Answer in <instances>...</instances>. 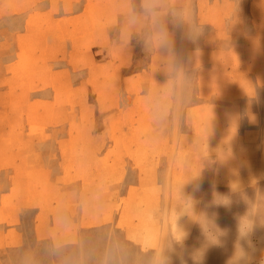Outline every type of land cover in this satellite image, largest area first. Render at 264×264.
<instances>
[{
    "label": "crops",
    "instance_id": "obj_1",
    "mask_svg": "<svg viewBox=\"0 0 264 264\" xmlns=\"http://www.w3.org/2000/svg\"><path fill=\"white\" fill-rule=\"evenodd\" d=\"M4 1L0 0V21L23 13L26 18L6 28L0 24V216L5 209L17 220L5 228L0 221V262L3 249H12L15 243L35 245L48 240L72 245L88 229L110 223L117 226L125 216H117L113 208L121 200L128 203L131 193L141 190L142 176L147 189L158 193L165 191L160 172L167 171L169 182L182 190L188 166L207 161L199 155L201 145L213 144L209 139L203 141L197 129L218 126L222 115H237L239 126L246 129L245 138L252 129L264 135V0H195L202 35L193 43L176 34V50L193 80L192 91L168 75V62L159 53L150 54L149 67L143 71V95L127 91L137 84V74H126L120 68L109 74L118 86H124L129 101L122 118L110 125L127 130L112 136L107 152H98L103 138H93L86 129L102 126L95 120V110L110 111L107 103L116 105L117 90L105 88L104 45L124 64L131 59L129 49L137 48L135 32L123 48L118 46L121 36H111L113 31L122 33L125 0H47L44 9L36 0H14V13L3 7ZM11 31L14 38L8 36ZM11 46L15 52L9 56ZM28 64L37 65L41 72L30 77L19 68L11 71L13 66ZM153 80L160 85L156 91L151 88ZM171 80L178 86L170 91L165 86ZM45 93L50 97L45 98ZM91 97H95L93 102ZM73 99L80 101L79 111L93 115L78 122V133L70 122L65 123L67 135L58 141L63 147L58 153L61 170L55 174L49 152L55 128L61 126L55 116L71 111L69 105L59 108L57 104L61 100L71 104ZM137 105L150 127L171 130L161 132L160 137L132 135L135 125L130 114L137 111ZM24 127L26 132L35 128L37 134L25 135ZM241 140L245 150H251L254 141ZM137 144L145 145L142 151H137ZM157 148L161 152L154 156ZM259 151L257 158L264 148ZM127 164L135 170L132 180ZM121 174L126 184L119 195ZM3 175L11 179L4 193ZM150 198L161 197L151 194ZM8 202L30 210L31 218L23 217L24 210L3 209Z\"/></svg>",
    "mask_w": 264,
    "mask_h": 264
},
{
    "label": "rangeland",
    "instance_id": "obj_2",
    "mask_svg": "<svg viewBox=\"0 0 264 264\" xmlns=\"http://www.w3.org/2000/svg\"><path fill=\"white\" fill-rule=\"evenodd\" d=\"M36 1L39 2L41 9L45 8L47 0ZM3 5L13 13L17 11L14 0H5ZM22 6L26 9L28 4L25 6L22 4ZM21 8L20 6L19 9ZM25 18V13L20 16L3 17L0 24L6 28L15 24L16 20ZM11 32L8 36L14 38L13 31ZM121 34L113 31L111 36L115 39ZM139 39L138 35L137 48L129 49L131 59L125 64L122 59L118 63L117 54L111 53V47L104 45L102 71L105 77V88L110 89L111 92L117 90V98L114 108L113 104L107 103L106 107L112 108L110 111L96 112L95 110L93 112L95 120L102 123V126L86 129L91 132L93 138H103L102 144H98V152L102 149L104 152L109 151L112 136L114 134L123 135V130H127L119 126L110 127L114 119L119 121V118H122L123 108L128 105L129 98H126L124 93L127 91L140 95L144 93L145 80L142 74L149 67L150 54L144 53ZM14 52L15 48L11 46L9 56ZM166 66L169 69V64ZM239 67L240 65H237L236 69ZM18 68L22 72H27L30 77L41 72L37 65L31 64L13 66L11 71L17 72ZM118 68L125 70L126 74L129 72L137 74L135 76L138 79L137 84L130 86L127 91L124 90L122 84L118 86V80L115 81L114 77L109 75L114 70L118 71ZM139 74L141 76H138ZM168 75L171 76L170 72ZM146 84L149 88V81ZM177 86L176 81L171 80L165 89L171 91ZM151 88L156 91L160 85L153 80ZM20 97L23 98L22 95ZM44 97L49 98L50 95L45 93ZM94 98H90L91 102ZM27 102L28 98L25 97V103ZM66 105H69L71 111L56 113L55 121L61 123V126L55 128L53 133L55 140L49 147L55 174H59L61 170L58 153L63 147L62 145L60 147L58 141L67 135L65 123L70 122L75 133H78V122L85 120L88 116L91 118L93 115V113L79 111L81 104L76 99H73L71 104H66L61 100L57 107L63 108ZM212 114L216 115V113L209 115ZM130 119L135 125L131 134L135 136L156 137L161 132L166 133L171 130L163 126L149 127L148 123L144 122V112L138 111V105L137 111L131 112ZM114 123L116 125L118 122ZM217 123L218 126L214 128L200 127L197 129V135L203 141L209 139L213 142V144L201 145L199 155L207 161L201 162L198 177L190 179L182 186V190L177 191L176 184L169 182L167 171H161L159 178L161 182H165V191L156 193L153 189H147L142 176L141 190L131 193L128 203L121 200V203L113 208L117 216L121 217L123 213L125 219L121 218L116 223L117 226L110 223L88 229L90 231L82 232L81 238L72 245H58V259L62 260L63 264H148L150 254L155 252L152 248H163L165 254L170 257V264H264V153L261 154V158H257V154H260L258 150L264 148V135L261 131L258 133L256 129H252V132L248 133L249 137L245 138L246 129L239 126L238 116L234 114L230 117L222 115ZM23 130L25 135L37 134L35 128L29 129V132H26L25 127ZM241 139L254 141L250 145L251 150H245V144H242ZM136 146L137 151L143 150V144ZM95 148L96 145L93 144V150H96ZM154 152L153 155L157 156L161 149L157 148ZM241 157H244L242 162ZM126 170L129 174L131 173L130 180L134 179L133 166L127 164ZM124 178L123 174L119 177V195L123 193L126 184H124ZM9 179V176L3 175V193L7 191ZM51 179H53L52 176ZM146 179L149 180V176ZM55 188L58 190V187L55 186ZM30 189H33V185ZM60 192L62 194V191ZM151 194L159 195L161 198L151 199ZM5 207L15 212L26 211L27 214L23 217L27 219L32 216L30 210L11 206L9 202L3 205V209ZM0 221L3 222V228L17 222L16 216L5 209L3 216H0ZM52 245L48 240L38 241L35 245L26 242L21 246L15 243L14 248L3 249V260L0 264H4L5 258H7L6 264H13L14 254L23 255L29 251L34 254L37 264H52L51 258L45 253V249ZM237 247L244 253L243 257L238 260L235 259ZM149 250L150 254H147Z\"/></svg>",
    "mask_w": 264,
    "mask_h": 264
},
{
    "label": "clouds",
    "instance_id": "obj_3",
    "mask_svg": "<svg viewBox=\"0 0 264 264\" xmlns=\"http://www.w3.org/2000/svg\"><path fill=\"white\" fill-rule=\"evenodd\" d=\"M124 23L119 47H127L132 34L140 36L139 44L145 54H161L169 64V72L174 79H179L190 91L193 80L187 74L184 61L176 50V34L183 39L195 42L203 33V23L199 16L195 0H125L123 5ZM198 147V146H197ZM202 155V154H201ZM201 165H190L186 170L187 179H195L200 173ZM176 238V236L174 235ZM177 239V238H176ZM179 240V239H177ZM155 249L154 254L150 250ZM148 264H170V257L163 248H152ZM52 264H63L59 260L58 244L45 249ZM242 249L237 247L235 259L243 257ZM13 264H37L33 253L13 255ZM5 258L4 264H6Z\"/></svg>",
    "mask_w": 264,
    "mask_h": 264
},
{
    "label": "bare ground",
    "instance_id": "obj_4",
    "mask_svg": "<svg viewBox=\"0 0 264 264\" xmlns=\"http://www.w3.org/2000/svg\"><path fill=\"white\" fill-rule=\"evenodd\" d=\"M254 3H255V2H254ZM260 8H261V7H260ZM214 12H215V11H214ZM218 12H219V11H218ZM218 12H217V13H218ZM216 19H217V18H216ZM258 20H259V19H258ZM257 23H258V22H257ZM211 35H212V34H211ZM243 41H244V40H243ZM238 51H239V50H238ZM217 54H218V53H217ZM236 58H238V57H236ZM247 59H248V58H247ZM243 61H244V60H243ZM239 65H240V64H239ZM219 67H220V66H219ZM223 67H224V66H223ZM233 67H234V66H233ZM220 69H221V67H220ZM228 75H229V74H228ZM217 77H218V76H217ZM207 78H208V77H207ZM208 79H209V78H208ZM210 80H211V79H210ZM220 81H221V80H220ZM262 81H264V80H262ZM215 82H218V81H215ZM222 82H223V81H222ZM233 84H234V83H233ZM229 88H230V87H229ZM229 88H228V89H229ZM256 91H257V90H256ZM257 93H258V92H257ZM236 95H237V94H236ZM221 96H222V95H221ZM199 111H200V110H199ZM220 115H221V114H220ZM227 115H228V114H227ZM198 117H200V116H198ZM238 118H239V117H238ZM149 127H150V126H149ZM195 127H196V126H195ZM193 129H194V128H193ZM234 131H235V130H234ZM206 133H207V132H206ZM206 133H205V134H206ZM159 137H160V135H159ZM146 138H147V137H146ZM181 140H182V139H181ZM221 140H222V139H221ZM127 141H128V140H127ZM182 141H183V140H182ZM222 141H223V140H222ZM145 142H146V141H145ZM155 142H156V141H155ZM125 145H126V144H125ZM147 145H148V143H147ZM187 145H188V144H187ZM144 146H145V145H144ZM141 148H142V147H141ZM183 148H184V147H183ZM146 150H147V149H146ZM259 150H260V149H259ZM244 153H245V152H244ZM244 153H243V154H244ZM240 156H241V155H240ZM240 156H239V157H240ZM246 156H247V155H246ZM248 156H249V155H248ZM180 157H181V156H180ZM239 157H238V158H239ZM245 161H246V160H245ZM236 163H237V162H236ZM242 165H243V164H242ZM228 166H229V165H228ZM243 166H244V165H243ZM150 168H151V167H150ZM226 169H227V168H226ZM229 173H230V172H229ZM200 175H201V174H200ZM239 176H240V175H239ZM218 178H219V177H218ZM229 179H230V178H229ZM230 181H231V180H230ZM250 181H251V180H250ZM230 184H231V183H230ZM230 184H229V186H230ZM256 191H257V190H256ZM203 193H204V192H203ZM197 205H198V203H197ZM124 210H125V209H124ZM127 215H128V214H127ZM128 216H129V215H128ZM131 218H132V217H131ZM124 219H125V218H124ZM132 219H133V218H132ZM122 220H123V219H122ZM121 222H122V221H121ZM122 224H123V223H122ZM129 224H130V223H129ZM144 226H145V225H144ZM158 226H159V225H158ZM145 227H146V226H145ZM218 256H219V255H218Z\"/></svg>",
    "mask_w": 264,
    "mask_h": 264
}]
</instances>
